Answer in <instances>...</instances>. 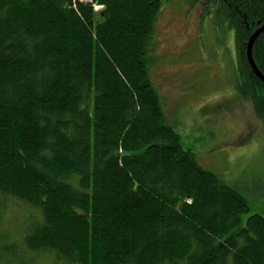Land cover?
Here are the masks:
<instances>
[{
    "label": "trees",
    "instance_id": "trees-1",
    "mask_svg": "<svg viewBox=\"0 0 264 264\" xmlns=\"http://www.w3.org/2000/svg\"><path fill=\"white\" fill-rule=\"evenodd\" d=\"M94 1L0 0V196L34 211L0 264H264V215L165 118L167 0ZM193 1L235 31L237 88L264 121L246 54L264 0ZM253 56L264 74V31Z\"/></svg>",
    "mask_w": 264,
    "mask_h": 264
},
{
    "label": "rangeland",
    "instance_id": "rangeland-1",
    "mask_svg": "<svg viewBox=\"0 0 264 264\" xmlns=\"http://www.w3.org/2000/svg\"><path fill=\"white\" fill-rule=\"evenodd\" d=\"M201 6L192 0L164 3L157 23L153 81L165 118L184 145L201 165L241 189L250 202L249 214L264 215V121L237 88L234 30L218 27L214 12L203 15ZM30 212L24 203L0 196L3 259L31 226ZM54 259L42 253L35 264H55Z\"/></svg>",
    "mask_w": 264,
    "mask_h": 264
},
{
    "label": "water",
    "instance_id": "water-1",
    "mask_svg": "<svg viewBox=\"0 0 264 264\" xmlns=\"http://www.w3.org/2000/svg\"><path fill=\"white\" fill-rule=\"evenodd\" d=\"M264 31V24L257 29L249 38V41L247 43V48H246V54L247 58L250 62L251 67L253 68L255 75H257L261 80L264 81V74L260 71V69L257 67L254 56H253V47L256 42V39L259 37V35Z\"/></svg>",
    "mask_w": 264,
    "mask_h": 264
},
{
    "label": "flooded vegetation",
    "instance_id": "flooded-vegetation-1",
    "mask_svg": "<svg viewBox=\"0 0 264 264\" xmlns=\"http://www.w3.org/2000/svg\"><path fill=\"white\" fill-rule=\"evenodd\" d=\"M192 1H193V0H192ZM193 2H194V1H193ZM194 3H196L197 5H199V3H202V6H201V7H202V14H203V15H205L206 11H209V12H210V11H213L214 14H215V16H214L213 18H214V19L216 18V9H217V8H216V9H208V8H205V7L203 6L204 2H194ZM260 26H261V25H260ZM260 26H259V27H260ZM259 27H258V28H259ZM234 33H235V31H234ZM234 37H235V36H234Z\"/></svg>",
    "mask_w": 264,
    "mask_h": 264
},
{
    "label": "built area",
    "instance_id": "built-area-1",
    "mask_svg": "<svg viewBox=\"0 0 264 264\" xmlns=\"http://www.w3.org/2000/svg\"><path fill=\"white\" fill-rule=\"evenodd\" d=\"M75 1L83 2V3H91L95 6V8L101 7L100 5H97L94 0H75Z\"/></svg>",
    "mask_w": 264,
    "mask_h": 264
},
{
    "label": "bare ground",
    "instance_id": "bare-ground-1",
    "mask_svg": "<svg viewBox=\"0 0 264 264\" xmlns=\"http://www.w3.org/2000/svg\"><path fill=\"white\" fill-rule=\"evenodd\" d=\"M74 1H75V0H74ZM95 3H96L97 5H99L97 2H95ZM88 4H89V3H88ZM90 4H91V3H90ZM75 6H76V5H75ZM100 6L102 7V5H100ZM94 8H95V6H94ZM95 10H96V9H95ZM97 11H99V10H97ZM263 24H264V23H263ZM263 24H262V25H263ZM262 25H261V26H262ZM261 26H260V27H261ZM260 27H259V28H260ZM259 28H258V29H259ZM254 60H255V59H254ZM255 63H256V62H255ZM256 65H257V64H256ZM262 81H263V80H262Z\"/></svg>",
    "mask_w": 264,
    "mask_h": 264
}]
</instances>
